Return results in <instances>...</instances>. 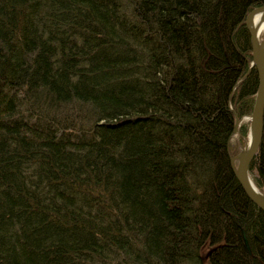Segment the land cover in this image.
<instances>
[{"label": "trees", "instance_id": "obj_1", "mask_svg": "<svg viewBox=\"0 0 264 264\" xmlns=\"http://www.w3.org/2000/svg\"><path fill=\"white\" fill-rule=\"evenodd\" d=\"M262 5L0 0V264H264L230 163Z\"/></svg>", "mask_w": 264, "mask_h": 264}, {"label": "water", "instance_id": "obj_2", "mask_svg": "<svg viewBox=\"0 0 264 264\" xmlns=\"http://www.w3.org/2000/svg\"><path fill=\"white\" fill-rule=\"evenodd\" d=\"M264 10V5L251 11L245 21L246 28L250 36L251 56L252 62L248 72L251 69H255L258 74L259 86L255 96L253 109L250 116V132L248 148L243 158L239 157L238 167L233 165L234 158L230 157V163L233 173L240 184L243 192L247 198L256 205L264 213V194L258 191L249 176V167L252 162L257 158L258 149L263 137L264 131V41H259L258 37L261 32H258L255 28L250 26L252 17ZM239 120L236 117L234 131L238 129ZM257 192H256V191Z\"/></svg>", "mask_w": 264, "mask_h": 264}, {"label": "rangeland", "instance_id": "obj_3", "mask_svg": "<svg viewBox=\"0 0 264 264\" xmlns=\"http://www.w3.org/2000/svg\"><path fill=\"white\" fill-rule=\"evenodd\" d=\"M258 40L264 41V29L262 30L261 34L258 37ZM250 116H244L239 120V124H238V129L237 131L234 133L235 135H233L232 140H231V145H232V151H233V155H231V158H234V162L233 165L235 168L238 167L239 164V157L244 154L248 148V141H249V132H250ZM245 127L248 130V135L246 137H242L240 136V132L239 129ZM252 164H254V161L252 162ZM251 164V165H252ZM251 165L249 167V176H250V168ZM256 166V163L254 164ZM257 173L260 175V172L256 169ZM251 179V177H250ZM253 182V181H252ZM258 189V188H257ZM259 192H261L262 194H264L262 191H260L258 189Z\"/></svg>", "mask_w": 264, "mask_h": 264}, {"label": "bare ground", "instance_id": "obj_4", "mask_svg": "<svg viewBox=\"0 0 264 264\" xmlns=\"http://www.w3.org/2000/svg\"><path fill=\"white\" fill-rule=\"evenodd\" d=\"M250 26L252 28H255L258 32H261L264 29V10H261L260 12L256 13L251 21ZM235 135V134H234ZM244 155H241L240 158H243ZM239 159V158H238ZM256 191V190H255ZM257 192V191H256ZM204 256V255H203Z\"/></svg>", "mask_w": 264, "mask_h": 264}]
</instances>
